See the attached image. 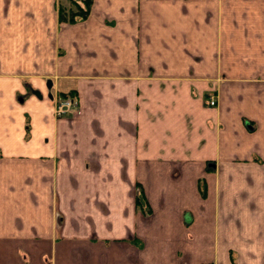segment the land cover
Masks as SVG:
<instances>
[{
	"label": "crops",
	"instance_id": "crops-1",
	"mask_svg": "<svg viewBox=\"0 0 264 264\" xmlns=\"http://www.w3.org/2000/svg\"><path fill=\"white\" fill-rule=\"evenodd\" d=\"M59 3L0 0V264H264V0Z\"/></svg>",
	"mask_w": 264,
	"mask_h": 264
},
{
	"label": "trees",
	"instance_id": "trees-1",
	"mask_svg": "<svg viewBox=\"0 0 264 264\" xmlns=\"http://www.w3.org/2000/svg\"><path fill=\"white\" fill-rule=\"evenodd\" d=\"M70 1L73 3L76 9L67 10L63 4L59 3L60 21L77 22L79 20L86 19L90 13L93 0H70ZM62 96L68 97L69 95L64 94ZM141 192L139 196L140 208L148 209L147 204L145 203V197L143 195V191Z\"/></svg>",
	"mask_w": 264,
	"mask_h": 264
},
{
	"label": "built area",
	"instance_id": "built-area-1",
	"mask_svg": "<svg viewBox=\"0 0 264 264\" xmlns=\"http://www.w3.org/2000/svg\"><path fill=\"white\" fill-rule=\"evenodd\" d=\"M218 103L217 97L211 95L209 97V105L216 106ZM74 104V99L71 97H61L59 96L56 101V114L59 116L65 115Z\"/></svg>",
	"mask_w": 264,
	"mask_h": 264
},
{
	"label": "rangeland",
	"instance_id": "rangeland-1",
	"mask_svg": "<svg viewBox=\"0 0 264 264\" xmlns=\"http://www.w3.org/2000/svg\"><path fill=\"white\" fill-rule=\"evenodd\" d=\"M62 1V4L64 5V7L67 9V10H70V9H76V7L73 5V3L68 0V1H65V0H61ZM72 98V97H71Z\"/></svg>",
	"mask_w": 264,
	"mask_h": 264
}]
</instances>
